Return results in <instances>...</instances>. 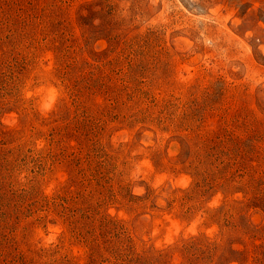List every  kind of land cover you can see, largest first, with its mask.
I'll return each mask as SVG.
<instances>
[{"label":"rangeland","instance_id":"obj_1","mask_svg":"<svg viewBox=\"0 0 264 264\" xmlns=\"http://www.w3.org/2000/svg\"><path fill=\"white\" fill-rule=\"evenodd\" d=\"M0 264H264V0H0Z\"/></svg>","mask_w":264,"mask_h":264}]
</instances>
